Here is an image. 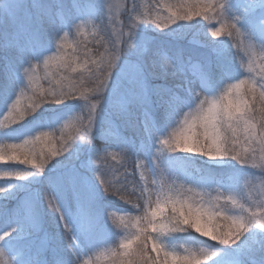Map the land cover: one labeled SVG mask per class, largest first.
<instances>
[{
  "label": "snow or ice",
  "instance_id": "obj_1",
  "mask_svg": "<svg viewBox=\"0 0 264 264\" xmlns=\"http://www.w3.org/2000/svg\"><path fill=\"white\" fill-rule=\"evenodd\" d=\"M62 6V0H58L57 8ZM164 7L169 15L163 20L158 14L153 17L147 11L141 17L133 0L125 11L127 22L117 21L119 26L113 28L115 38L110 37L107 43L98 41L105 50L98 52L97 58L90 57L84 41L77 42L78 48L83 45L87 77L95 84V87L80 91L83 76L67 85L65 77L56 79L61 70L77 71L71 67L75 57L64 51L65 41L73 26L79 32L83 25L103 16L106 9L109 22L113 23L112 4L105 2L97 6L91 0L77 4L76 19L69 20L67 15L58 16L44 0H0V19L9 29L0 35V105L3 106L0 111L3 116L0 120V162L16 161L31 168L0 169V179L10 181L0 185V264H9L4 259L6 245L17 238H30L40 228L42 208L47 210L58 229L52 239L58 236L67 241L68 255L64 257L58 253L57 264H90L88 259L81 257L108 244L113 245L109 251L118 264H214L222 256L223 249L237 248L242 249L239 255L224 256L218 264H252L248 259L249 250H264V187L257 198L249 193L241 202L235 185L220 183L210 171L198 170L201 174L196 177L185 169L182 179L185 185L194 187L185 191V185H181V191H177L178 169L170 164L177 156L198 155L215 164L235 161L242 168H260L264 174V75L259 80H244L233 75L225 60L226 42L218 40L211 50L220 77H212L210 58L190 64L192 79L184 96L166 85H157L149 93L145 69L139 62L125 64L127 89L117 93L112 85L114 72L133 49V38L142 26L153 25L164 30L169 25H176L178 20L192 21L197 16L209 20L219 11L221 27L213 25L212 37H219L228 28L229 38L243 36L249 42H257L264 50V0L245 3L244 23L240 16H235L231 24L223 20L226 5L216 4L215 0L184 3L180 6L185 10L183 13L179 8L173 11L174 6ZM26 8L28 13L25 15ZM134 18L139 21V26L133 22ZM18 34L27 36V41L18 40ZM242 43L243 40L235 46L240 48ZM142 52H147V48ZM177 61L165 56L161 61L165 73L176 74L181 70L182 52L177 53ZM89 63L92 67H88ZM41 65L43 78L49 84L55 82L46 93L38 90L37 69ZM52 68L56 72L51 71ZM249 70H252L251 63ZM261 71L264 73V69ZM233 80L235 83H231ZM225 83L227 87H222ZM245 85L247 93L243 94L241 89ZM22 97L27 99L24 105ZM92 97L96 98L95 102ZM152 97L165 106L167 123L163 131L152 117ZM101 100L105 105L107 101L111 109L107 116L103 106L97 113ZM74 101L77 103L72 112L87 109L86 120L77 117L79 126L74 134L65 136L61 129L60 147L49 148L46 154L37 146L38 142L49 140L56 126L41 127L37 114L43 105L68 108ZM134 107L144 116L142 147L150 154L146 167L152 176V187L144 171H140V179L135 180L136 173L121 172L114 165L108 170L93 167L96 160H106L113 155L109 148L114 141L127 147V138L121 135L116 118L130 116ZM18 135L20 138H16ZM97 138L104 143L97 146ZM257 152L260 153L259 163ZM57 156L63 159L51 162ZM144 167L137 163L138 169ZM40 177H45L40 190L29 188L27 198H17L22 185ZM167 180L173 183L167 184ZM220 189L227 193L223 203ZM101 192L105 198H118L135 209V214L127 219L118 218L117 227L122 233L113 231L109 224L110 215L117 210L100 205ZM193 193L201 198L195 200ZM12 199L17 200L13 208L3 203ZM169 209L170 214L166 215ZM193 232L202 243L193 246L183 242ZM117 236L121 237L118 244ZM43 241L37 259L25 264H49L40 259L49 251V237ZM246 243L247 248L244 247ZM215 245L221 246L220 249L213 247Z\"/></svg>",
  "mask_w": 264,
  "mask_h": 264
},
{
  "label": "trees",
  "instance_id": "obj_2",
  "mask_svg": "<svg viewBox=\"0 0 264 264\" xmlns=\"http://www.w3.org/2000/svg\"><path fill=\"white\" fill-rule=\"evenodd\" d=\"M67 2L68 0H63L64 5H66ZM134 2L137 7V12L141 17H143L146 11L149 12L150 15H152L153 13L157 15L156 12L160 11L163 8L160 7V4L156 0H134ZM251 2L252 0H215L216 4L226 5L225 11L223 13V19L225 16H228L230 19L229 24L233 22L232 17L235 16H240L241 23H244L245 3H251ZM44 3L50 9L52 10L56 9L51 0H44ZM132 3L133 0H126V9L130 7ZM27 13L28 10L26 12L24 11L25 15ZM33 16H35V13H33ZM161 17L163 19L167 17V10H165L162 13ZM213 17L217 19L215 23L212 17H210L209 20H205L203 19V16H197L194 17L192 21L178 20L176 25H169V27L164 30H155L151 28L150 25H147V27L142 26L140 29H138L136 36L133 38V44H134L133 49H131L129 51V54L122 59L116 71L115 69L113 70L115 71L112 81L113 88L117 86L118 88L127 89L128 87L127 81H124L122 78H120L118 76V72L121 69V66L125 64V62H131V63L139 62L143 64L145 69V74L149 82L151 83L150 90L157 85H166L177 91V86L184 82V78L187 75V66L189 64L190 59L203 60L205 58H210L211 61L216 59V57L212 53L211 46L213 43H215L218 40L226 42L225 59L235 60L234 62H232V65L235 69V71L234 69L232 70L233 75H238L240 79H244V80H259L261 76L264 75V73H262L261 71V69H264V59H262V61L259 62V64L261 63V65H255L252 68V70L245 72L241 69L240 61L243 60L245 56L244 42L242 43L240 48H237L235 44L239 43L241 40H244L243 36L240 38H235V36L233 38H229L226 33L230 29L226 28L222 31L219 37H213V40L209 44L200 43V38L204 35L206 31L213 30V25H215V27L219 25L220 12L218 11ZM127 20L128 18L125 14H123L120 17V22L126 23ZM133 22L137 23L139 26V21L137 19L134 18ZM118 26L119 25H116L114 22L110 23L108 19V15L104 13V15L101 16L97 22L94 36L88 38L87 41L85 39L75 38V44H76L75 52L71 49L70 50L66 49V47L64 49V51H66L68 55L75 57V62L72 63L71 67L77 68V71L71 72L70 69L68 71L61 70L57 73L56 79L65 77L66 79L64 80V83L67 85L73 80L79 81L81 76H83L84 82L83 85L80 86L79 89L80 91H84L85 89L95 87V84L90 79H88L87 73L85 72V66H84L85 57L82 51L83 45H81L78 48L77 42L84 41L87 45V49L90 50V57L97 58V53L103 52L105 50L103 44L98 43V41L102 40L105 43H107L110 37L114 39L115 37L112 36L113 28ZM6 30L9 29L7 28V25L5 24L4 20H2L0 23V35H3ZM45 39H47V35H45ZM145 47L147 48V52H142V49ZM108 48L109 50L111 49L110 44H108ZM157 51H159V53L160 52L167 53L172 59L175 60V62H178L177 53L182 52V61H180V63L182 64L181 70L178 71L176 74L165 73V70L162 68L161 62L158 59L159 55H156ZM88 67H92V65L89 63ZM156 68L158 70L157 73L155 72ZM51 71L56 72V69L52 68ZM43 77H44V69L43 66L41 65V67H39L38 90H43L46 93L47 89L53 87L55 82L53 81V84H49L48 81ZM233 83H235L234 80ZM241 93L243 94L247 93V85L242 87ZM95 99H96L95 97H92L93 102H95ZM21 103L22 105L27 103L26 97L21 98ZM74 103L77 102L75 101L72 102L68 108H65V106L58 107L55 105H43L42 107L44 108L41 109L40 113L37 114V119L41 121L45 117H47L52 123H54L56 118H58L61 113H63L64 111L75 105ZM100 104H102L103 106H105L106 109H108L107 101H106V105L103 100L100 101ZM137 122L138 121L133 120L132 123H124V128L122 127L123 129L121 133L122 136L127 138L128 141L126 144L127 147L123 146L119 141H114L113 144L116 146L115 151L118 154L119 152H121V157L115 159L113 158L114 155H112V156H108L106 160H98L99 162H101L100 168L108 170L109 166L114 165L115 167L119 168L121 172H125L126 169L129 170L134 168L129 150L131 149L132 140L137 142L141 137ZM64 126L65 125H54L55 132L51 140L38 142L37 146L39 148H43L46 154L48 153L49 148H53V147L59 148L61 129L64 130L65 136L69 134H74L75 128L77 127V121L75 120L73 123H68L66 128ZM16 138H20V136L18 135ZM50 142H53V147H50ZM103 143L104 141L99 138L95 140V144L97 146L102 145ZM65 155H67V153H65ZM259 156L260 153L257 152V163L260 162ZM56 159H63V157L62 156L54 157L52 158L51 162H54ZM11 162L13 166L19 167L17 169H21L22 167L25 169L27 168L26 166H29V165L21 166V164H19L16 161H11ZM166 163H168V161H166ZM170 164L175 169H178V176H182L184 174L185 169L191 171L195 166H198L199 169L205 173L210 171L216 177V179L232 176L236 181L241 183V185L243 186L242 191L245 194V197L242 202H244L247 199L249 193H251L253 198H257L261 188L264 187V174L261 173L260 168H252L251 166L242 168L239 164H236L235 161H227V163L223 166H214L198 158L177 156L175 159L170 161ZM4 165L6 166L5 162H0V169L5 168ZM209 166L212 167L210 168ZM46 175L48 174L46 173ZM42 179L44 180V177L41 178L40 180L43 186ZM214 187H216V185H214ZM21 188L22 190L17 194L18 199L22 197L23 194L29 191V183L27 185H22ZM16 202L17 200L14 199V201L12 202V208L15 206ZM99 203L101 206H110L112 209L117 210L114 212V215H110L109 224L113 228V231L117 233H122L121 228L117 227L119 223L118 218L123 216L125 219H127L129 215L135 214V209H132V206L130 204H126L124 203V201L119 200L118 198H114V199L105 198L102 192L99 193ZM43 206L46 207V202H44ZM167 214H170V211L167 212L166 215ZM41 217H42L41 226L43 229H47V232H49V235L51 236L50 239L54 244V248L56 250L55 255L59 256L58 253H61L63 256H65L67 251L66 248L67 241H63L58 236L55 239H52V236L58 231V229L56 228L54 222L50 218L46 209L43 208L41 209ZM197 235L198 234L193 232L192 236H186L183 242H186L193 246L202 243V241H199L196 238ZM120 238H121L120 236L116 237L117 244ZM200 239L203 240L204 238H200ZM209 243H213V242L209 241ZM112 247H113L112 244L102 245L101 247L94 249L93 251L88 253L90 264H118L115 258L111 256V253L109 251ZM244 247L245 248L248 247L247 243L244 245ZM241 251L242 249L238 248L237 255H239ZM249 251H250V255L248 259L252 262V264H264V250L255 248V249H250Z\"/></svg>",
  "mask_w": 264,
  "mask_h": 264
},
{
  "label": "rangeland",
  "instance_id": "obj_3",
  "mask_svg": "<svg viewBox=\"0 0 264 264\" xmlns=\"http://www.w3.org/2000/svg\"><path fill=\"white\" fill-rule=\"evenodd\" d=\"M51 1L54 3V5L57 8L58 0H51ZM156 1H158V3L160 4V7H163L160 11L156 12L159 15L161 20H163L161 15H162V13L165 10H167V16L169 14L168 13V9L166 7H164L165 5L174 6L173 9H172L173 11H175L177 8H179L180 12L183 13L185 10L182 7H180V6L183 5L184 3H191L192 2V0H156ZM25 2H30V0H25ZM87 2H88V0H70L68 5L62 6L61 8H57L56 9L57 15L58 16L67 15L69 20H75L76 16L78 15V12L76 11V5L77 4L87 3ZM91 2L95 3L97 6H100L101 4H103L105 2L111 3L112 4L111 16L114 19V21L119 19L121 17V15L125 12V9H126V6H125L126 5V0H91ZM62 4H63V0H62ZM27 10L28 9L26 8L24 11L26 12ZM105 13L107 15H109L107 9L105 10ZM152 16L155 17L156 16L155 13H153ZM212 18H213L214 23H215L217 21V19H215L214 17H212ZM98 19H99V17L94 18L91 21H89L87 24L83 25L79 32H77L76 27L73 26L71 31H70V34H69L67 40L65 41L66 49H69V50L70 49H72V50L74 49L75 37L77 39H82L83 38V39H85L87 41L88 38L94 36L95 35V31H96V22L98 21ZM223 20H224V22L226 24L230 23V19H229L228 16H225ZM1 21H2V19H0V22ZM77 23H80V22L77 21ZM150 27L155 29V30H161V29L155 28L153 25H150ZM217 27H221V23L220 22H219V25ZM211 32H212V30L206 31L204 33V35L200 38V43L209 44L213 40V37L211 36ZM17 36H18L17 39L20 40L21 42H25L28 39V37L25 36V35H20L19 34ZM243 42H244V52H245L244 55L245 56H244V59L240 61L241 62L240 66H241V69L246 72V71H249V63H251L252 68L255 65H261V63L259 64V62L262 61V59H264V50L261 49V47L257 44V42H249L246 39H244ZM156 55H159L160 62L162 61V59L165 56H167L169 59H171L165 52H160L159 53V51H157ZM171 60H173V59H171ZM226 61H227L228 66L230 68L231 65H232V62H234L235 60L227 59ZM197 62L198 61L190 60L189 65L190 64H195ZM128 63H131V62H128ZM125 64H126V62H125ZM125 64H123L121 66V69L118 72V76L120 78H122L124 81H126L125 78H124ZM189 65L187 67V75L184 78V83H182V85L179 86L180 87V91L177 92L181 96L186 95V89L189 86V81L192 79V72L189 70ZM162 68H163V66H162ZM37 71H38V69H37ZM213 71H218V73H220V75H221L220 70L217 69V67H216V63H214L211 66V75H212V77L214 79H218L220 76L218 74L214 75ZM155 72L156 73L158 72L157 68H156ZM148 83H149V80H148ZM231 83H233V82L231 81ZM222 87H227V83H225ZM123 89L124 88L119 90L116 86L114 87V91H116L117 93L123 91ZM148 92L150 93L149 84H148ZM80 103L83 104L84 102H80ZM101 106H103V105L99 104L98 107H97V113L98 114L101 112ZM74 107H75V105L72 106L71 108L67 109L63 113H61L60 116L58 118H56L54 123H52L47 118L42 120L41 121V127L52 128V127H54V125H65V124H68V123H73L75 120L77 121V127H78L79 126V121L77 120V117L78 116H82L86 120V117L88 115V110L84 109L82 112L81 111L72 112L74 110ZM151 109H152V117H153V119L157 122L158 126L163 131L164 130V125L167 123V114H166V111H165V106L163 105V103L161 101H159L157 99H153V100L151 99ZM2 110H3V106L0 105V111H2ZM103 111H104V114L107 116L111 112V109L109 107H108V109H106L103 106ZM184 111H188V109H184ZM116 119H117V123L120 126V132L122 130V127H124V123H132L133 120L134 121H138L137 123H138V126H139V130H140V132H142L143 137L137 143L132 142L131 149L129 150V153L131 154L130 157H131V159L133 161L134 168H133L132 171L131 170H127V169H126V171H127V173H136V175L134 177L136 180L140 179V171H144L145 174H146V178L148 179L149 186L152 187V185H151L152 176H151L150 171L146 167L147 159L150 158V154H149V152L144 151L143 147H142V142H143V139H144V130H143L144 116H143L142 111L140 109L134 107L132 109V113H131L130 116H128L126 118H116ZM0 120H3V116L2 115H0ZM169 131H171V129H169ZM51 138L49 140H46V141H50ZM50 147H53V142H50ZM77 147H79V145ZM115 147L116 146L112 143V146L109 148V151L114 155L115 159H118V158L121 157V152H119V154H118L115 151L116 150ZM153 152H155L154 149H153ZM181 155H184V154H181ZM189 155H191V154H189ZM188 158H198V159H201L202 161H204V162H206V163H208L210 165H214V166H223V165H225L227 163V161H225V162H221L220 164H215L216 162L207 160V158L200 157L198 155L193 156V157H188ZM5 163H6V166L4 165L5 168H16V169L19 168V167L13 166L11 164L12 163L11 161H7ZM137 163L145 165V167L143 169H138L137 168ZM21 166H26V165H21ZM97 166L100 167V164L97 161H95L94 164H93V167H97ZM26 167L28 168V170H31V168L29 166H26ZM21 169H24V168L22 167ZM58 170L62 171V169H58ZM198 170H200L199 167L195 166L191 171H189V173H190V175H194L196 177H199L201 172L198 171ZM182 177H183V175L180 176V177L178 176V178H175V184L177 186L176 187L177 191H181L180 186L181 185H185V182L182 179ZM41 178H43V177H40L38 180L33 179V180H30L28 182L29 183V188L32 191H38V190H40L43 187L41 182H40ZM89 178L91 179V177H89ZM44 180H45V177H44ZM217 180L220 183H223V184H233V185H235L236 189H237V198L241 202L244 200L245 194L242 191V187L243 186L241 185V183H239L238 181L234 180L233 177L229 176L227 178H222V179H217ZM0 181H1L0 185L10 183V181H8L6 178H2V179H0ZM141 183H143V182H141ZM158 183H159V181H158ZM166 183L167 184H171V183H173V181L172 180H167ZM188 187H194V186L193 185H185L184 190L186 191V188H188ZM220 191L223 193V196L221 198V203H223L224 202V197L227 196V193L224 192L223 189H220ZM27 195H28V192L23 194L22 197L23 198H27ZM192 196H193V198L195 200H199L201 198L200 195H197L195 193H193ZM19 199H22V198H19ZM13 201H14V199H12V200H4L3 203L6 204L7 207L12 208V202ZM229 207H231V206H229ZM169 211H170V209L166 210V213L169 212ZM34 234H35L34 237H31V238H17V240L13 244L6 245L5 246L4 259L7 260L9 262V264H19V263H16L15 253H12V251H13L12 249L15 250L17 256L20 258L21 264H25V262L29 261V260L37 259V253L41 252V250H42V245L44 243L43 238H45L46 236L49 237V235H48L46 230H43L42 226H40V228ZM17 245H20V246H17ZM213 247H215L216 249H220L221 246L215 245ZM51 249H53V246H52V243L50 241L49 251L47 252L46 255L41 256L40 258H41V260H47L48 262H50V260H51L52 264H57V262L59 261L60 258L56 259L52 255ZM237 249H235V250L223 249L222 250V256L218 257L217 261L214 262V264H218V262L224 256H232L233 254L237 255ZM67 255H68V250H67L66 255L64 257H66ZM81 259H88L89 260V257L88 256H82Z\"/></svg>",
  "mask_w": 264,
  "mask_h": 264
}]
</instances>
